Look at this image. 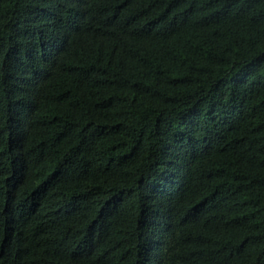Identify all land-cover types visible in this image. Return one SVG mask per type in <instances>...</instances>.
I'll return each mask as SVG.
<instances>
[{"label": "trees", "instance_id": "trees-1", "mask_svg": "<svg viewBox=\"0 0 264 264\" xmlns=\"http://www.w3.org/2000/svg\"><path fill=\"white\" fill-rule=\"evenodd\" d=\"M0 264H264V0H0Z\"/></svg>", "mask_w": 264, "mask_h": 264}]
</instances>
